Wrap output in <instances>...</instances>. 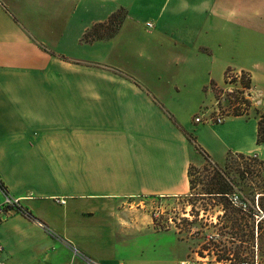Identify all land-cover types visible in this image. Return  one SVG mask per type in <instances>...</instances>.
<instances>
[{
    "label": "crops",
    "instance_id": "0c3cea01",
    "mask_svg": "<svg viewBox=\"0 0 264 264\" xmlns=\"http://www.w3.org/2000/svg\"><path fill=\"white\" fill-rule=\"evenodd\" d=\"M120 8L113 37L83 41ZM172 65L197 73L169 80L174 97L190 81L201 93L193 114L156 86ZM229 68L262 100L195 124ZM253 111L264 113V0H0V204L19 198L31 214L0 218V264H180L170 232L125 211L140 197L186 195L203 156L264 161Z\"/></svg>",
    "mask_w": 264,
    "mask_h": 264
},
{
    "label": "rangeland",
    "instance_id": "374dc122",
    "mask_svg": "<svg viewBox=\"0 0 264 264\" xmlns=\"http://www.w3.org/2000/svg\"><path fill=\"white\" fill-rule=\"evenodd\" d=\"M140 34L141 37L137 39L138 41H142L144 38L147 39V35L144 32H140ZM94 35H97V33H94ZM138 65L143 66V63H139ZM182 70L185 69H179V67L172 65L170 76L163 75L164 78H161L162 75H159L154 79L156 86L160 88L163 94L166 93L163 96L166 97L165 99L167 103L169 102L171 108L179 115H189L203 99L201 93L195 91L196 88L192 81L187 84L181 96L174 97L172 95L169 80L180 84L183 78L192 79L196 77V71L192 73L183 72ZM223 87H225V83L221 87L215 86L211 88V105L203 106L194 115L193 122L195 124H198L195 118L202 114H205L204 118H209L231 110L234 113V105L242 103L240 102L241 100H233L228 94L223 95L221 91ZM252 115L259 116L258 112L254 111ZM224 164H219L218 167L221 166L220 168L224 171L225 176L221 177L229 185L228 192L230 195L237 194L241 200L248 201V209L254 207V210L257 212L256 204L255 206L252 204V198L254 194L253 188L257 185L263 186L259 164L249 160L247 162L237 160V163L226 168H224ZM192 165L194 188L190 189L186 195L169 198L140 197L133 201L125 213L139 215L146 221L154 219L153 226L157 231L170 232L173 235V257L179 259L180 264H183V262H189L190 264H264V218L260 219L262 221L259 231L257 224L260 220L257 217L255 224L248 217H245V220L243 219L241 223L242 231L245 234L253 231L255 234L251 242L253 247L242 243L244 249L240 254V259H237L234 253L236 246L240 242L232 239V234L235 230L232 228L231 220L228 217L231 216L230 208L224 209L223 205L220 204V198L207 193L209 192L208 189H211V184L216 186V167L206 162L204 156L200 161L193 162ZM247 168L252 173H246L245 179H241L238 170H247ZM256 200L257 196L255 202H257ZM226 251L229 256L228 259L219 260L218 255H222Z\"/></svg>",
    "mask_w": 264,
    "mask_h": 264
},
{
    "label": "trees",
    "instance_id": "16d2710c",
    "mask_svg": "<svg viewBox=\"0 0 264 264\" xmlns=\"http://www.w3.org/2000/svg\"><path fill=\"white\" fill-rule=\"evenodd\" d=\"M126 10L124 8H120L117 11H115L106 22L103 23H98L95 24L91 27L90 30H88L84 36H83V41L85 42H93V41H99V40H105V39H110L111 37H113L119 30V28L121 27L125 17H126ZM94 33H97V35H94ZM215 83H211V88L215 87ZM239 101L238 97L234 96V100ZM189 140L191 142H194V137L189 135ZM257 144L261 145L264 144V113L259 114L258 116V134H257ZM206 159V162L211 163L214 165L215 168V175L217 177V183L216 186H218L217 188H215L216 186H214L213 184H211V189H208L209 192H207L210 195H213L214 197H218L220 198V204L223 205L224 209H228L230 208V214L231 216H228L231 220V226L232 228L235 230V232H233L232 234V239L234 241H238L240 242L239 245L236 246V250H235V255L237 259H240V254L243 251L244 247L242 246V243L247 244L249 246L253 245L251 244V242L254 239V232L251 231L249 234H245L242 229H241V223L243 221V219L245 220V217H248L250 220H253V224H255L257 222V218L256 216L258 215V211L256 212L254 210V207L252 208H247L246 210L240 208V207H236L232 204L231 200L229 199L230 193L228 192V187L229 185L223 181V178L221 176H225L224 171L222 170V168L218 167L217 164H214L211 162V160L204 156ZM237 160H242V161H254L256 163L259 164V166L261 167V171H260V175H261V179L263 182V186L257 185L253 188V198H252V204L253 206H255V204L257 203L259 206V209L263 212L264 214V176H263V171H264V161L260 160L256 155L253 156H248V155H244V154H240V153H233V152H229L227 154L226 157V161L224 164V168H226L227 166H232L233 164L237 163ZM246 164V163H245ZM192 166L191 165L189 167V171H188V176H189V182H190V189L194 188V182L192 180ZM239 176L241 177V179H245V175L246 173L251 174L252 171L247 168V170H238ZM221 174V175H220ZM257 196V202H255ZM248 204V201H247ZM232 206V207H230ZM256 219V220H255ZM155 221V220H154ZM261 221H258L257 224V229L259 231V229H261ZM245 225H247V223H245ZM248 226V225H247ZM248 235V236H247ZM246 249V247H245ZM227 251L223 252L222 255H218L219 260H227L228 259V255H227ZM226 256V258H224V256ZM263 259H264V219H263Z\"/></svg>",
    "mask_w": 264,
    "mask_h": 264
},
{
    "label": "built area",
    "instance_id": "2783aa9c",
    "mask_svg": "<svg viewBox=\"0 0 264 264\" xmlns=\"http://www.w3.org/2000/svg\"><path fill=\"white\" fill-rule=\"evenodd\" d=\"M147 26H151V23H147ZM223 95L228 94L230 98L234 100V96L238 95L240 102L234 105V113L227 111L226 113L217 114L215 117L204 118L205 114H202L199 117L195 118L197 123H215L221 124L229 117H237L248 115L250 112V106L258 104L262 100V93L252 85L251 76L248 73H245L236 69H228L225 73V87L221 90ZM250 103V104H249ZM237 109V110H236ZM239 109V110H238ZM237 113V114H236ZM232 204L236 207H240L244 210L248 208V204L245 200H241L237 194H232L229 196ZM256 209L258 215L256 216L259 220L264 218L263 212L259 209L258 204L256 203ZM20 213L27 217H30V212L21 205V200L19 198H13L9 195L5 196L4 201L0 204V218L5 219L11 216L13 213ZM37 225L46 230L49 233H52V230L43 222L38 221ZM1 250V247H0ZM75 254L79 257L85 259V257L79 253L76 249L74 250ZM88 264H99L96 262L88 261ZM183 264H190L189 262H183Z\"/></svg>",
    "mask_w": 264,
    "mask_h": 264
}]
</instances>
